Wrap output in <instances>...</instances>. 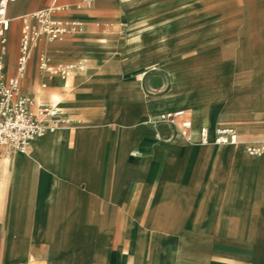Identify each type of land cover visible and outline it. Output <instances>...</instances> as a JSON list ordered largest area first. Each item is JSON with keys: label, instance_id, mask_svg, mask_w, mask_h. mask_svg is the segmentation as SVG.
Listing matches in <instances>:
<instances>
[{"label": "crops", "instance_id": "crops-1", "mask_svg": "<svg viewBox=\"0 0 264 264\" xmlns=\"http://www.w3.org/2000/svg\"><path fill=\"white\" fill-rule=\"evenodd\" d=\"M81 1L16 0L8 6L11 23L3 55L0 42L5 76L16 72L21 19L26 14L62 6L53 16L82 20L84 31L63 40L42 38L29 60L22 92L34 98V108L56 105L57 116L64 121L35 137L26 152L6 154L0 146V182L16 187L18 197L11 194L7 215L0 213V264L6 258L7 229L29 239L28 255L51 258L55 264H264V196L259 199L257 191L249 190L244 198L240 181L222 182L240 178L245 171L250 184H264V154L253 157L244 148V140L253 141L261 134L264 139V0H206V28H218L213 34L206 32V59L219 60L222 66L223 60L231 61L234 66L226 70L221 66L218 73L231 74L236 87L250 92L251 101L242 118L218 123L211 118L213 125L201 123L208 118L204 111L192 106L190 113L179 97L164 102L149 95L145 103H132L126 94L137 89L136 74L125 80L123 73L135 63L129 53L111 54L117 42L105 45L112 41L95 37L116 34L114 23L101 20L91 28L95 11L115 22L123 16V22L133 27L190 3L184 9L187 18L194 0H97L92 8ZM41 53L54 64L82 62L91 69L73 77L80 79L77 83L72 75L51 76L39 69ZM94 58L104 70L98 61H89ZM58 97L63 102L55 104ZM165 106L185 109L195 129L208 126L212 134L219 125L238 132L235 122L246 125L240 127L239 141L227 144L230 148L215 164L216 152L199 143L198 135L183 147L173 141L178 126L147 122L141 111L146 107L155 116ZM220 184L217 206L212 207ZM212 227L218 228L228 251L218 258L205 257L199 244L212 234ZM166 235L178 238L170 241ZM117 236L122 238L113 251ZM126 236H134L135 242ZM147 236L155 247L149 248ZM36 244L40 250L33 253Z\"/></svg>", "mask_w": 264, "mask_h": 264}, {"label": "rangeland", "instance_id": "rangeland-1", "mask_svg": "<svg viewBox=\"0 0 264 264\" xmlns=\"http://www.w3.org/2000/svg\"><path fill=\"white\" fill-rule=\"evenodd\" d=\"M194 2L195 5L193 7V10L188 13L187 18L184 16V9L190 8V3L188 5H184V8L180 6L175 9L174 6V10L168 13L166 16L154 19L153 23L156 26H159V24L164 21H168V23H170L171 32L169 34L165 52H161L159 50V42L155 37L157 36V32H149L146 30H143V36L146 40L144 46L146 47L142 48V50L139 52V55L134 52H128L127 50H125L124 46L122 45V39L124 40L126 45V36L128 35L129 30H137V28L134 27L137 26V23L134 24L133 27L132 25L128 26L123 22V20L126 19L123 16H119L116 19L117 22H115L106 13L102 11H95L91 15L93 18L91 28L94 29V25H96L97 21L101 20H110L114 23L112 30L115 31L116 34H95V37L104 39L106 41H112L110 43H103L105 45H115L117 42V50L114 53H111L112 55L117 54V52L118 54L119 52L121 54L122 52L129 53L130 62H134L135 64L131 67V70L127 68L124 71L123 78L125 80H132L135 77L133 72H135L136 74L139 68H145L147 67V65H151L156 60H164L163 63L165 67H161L158 70H151L146 76L148 85L147 91L149 92V95H151L152 97L155 96L157 97V99L163 100L164 102H168L174 97H179L184 101V104H187L189 106L188 108H186L190 113L192 110V106H198L204 111L206 117L216 120L217 123L226 121L234 122L233 120L242 118L243 114L248 112V105L251 103L250 92L242 91L240 86L236 87L235 78L231 74L229 75L225 72L221 74L218 73L221 71L219 69V67L222 66L221 61L206 59V51L209 49L208 47H206V32L209 34H213L218 30V28H206V0H194ZM134 15L136 14L134 13V11H132L130 14V19H134ZM136 18L140 17L136 16ZM66 20L69 19L67 18ZM119 42L121 43L120 45ZM119 48H122V51L119 50ZM134 56L137 57L133 58ZM93 60L98 61V59L95 58L89 61L91 62ZM222 62L223 70L234 66L231 61L223 60ZM239 62L240 61H237V63ZM98 63L99 67H102L104 70L105 66H100L99 61ZM237 63L235 64L236 67L238 66ZM213 71L217 72L214 73ZM151 81L155 82L152 86L149 85V82ZM57 84L61 85V82L58 80ZM126 96L131 100L132 103L138 104V102H140L135 98V96L129 94H126ZM171 109L173 108H166L162 111V113H165ZM141 111L143 113L142 108ZM195 112L197 111L195 110ZM162 113L152 117H147L146 121L148 122V120H150V122L154 124V120L158 118ZM234 125L237 126L240 132V136L242 137L240 127L245 126L246 124L235 122ZM255 125L256 127H260L263 124L256 123ZM262 136L263 134H261L259 138L257 137L253 139V141L261 140ZM247 141L250 140H244V143ZM206 148H212L215 150L214 145H206ZM215 159V164H218V158L215 157ZM242 173L243 176H241L240 178H225L222 182H225L226 180H230L234 183L240 181L241 183L239 185V189L242 190L244 198L245 196H249V190H252V193L254 192V190L257 191L258 198H263L264 184H250L245 176V171H243ZM222 188V184L216 187L214 192V203L212 204V207L217 206V201ZM101 228L103 229V226H101ZM218 232L219 230L217 227H212V234L202 237L203 239L199 244L205 257L206 255H208L212 258H218L228 252L227 247L220 242L221 236L217 234ZM165 237L170 241H175L178 238L177 236L172 235H166ZM120 238L122 237H115L113 251L117 250L118 240ZM68 239L70 240L71 238L68 237ZM125 239L128 240V242H131V244L135 242L134 236H126ZM145 239L150 249L151 246L152 248L155 247V242L154 240H151L150 236H147ZM4 241L5 242L3 243V247L6 254L4 264H15V260L17 258V244L15 242L14 244H10V242H8V239ZM80 243L82 242L78 241V244ZM40 246V244H36L33 249V253L39 251ZM22 247L23 248L20 253L25 256V252L29 249V239ZM25 259L28 261H34L30 256Z\"/></svg>", "mask_w": 264, "mask_h": 264}, {"label": "built area", "instance_id": "built-area-1", "mask_svg": "<svg viewBox=\"0 0 264 264\" xmlns=\"http://www.w3.org/2000/svg\"><path fill=\"white\" fill-rule=\"evenodd\" d=\"M16 0H0V42L2 55L5 53L8 42L7 32L11 19L7 14L8 6ZM97 0H82L81 5L92 8ZM62 6H52L29 13L22 17L19 54L17 57L16 72L11 76L3 74V60L0 57V146L4 153L26 152L31 141L47 130L55 127L64 119L57 115L56 105H39L34 108L35 100L21 90V83L26 75L29 60L33 49L42 38L49 41L63 40L69 35L84 31V22L79 19L65 20L54 17V12L64 9ZM109 26V25H108ZM39 69L51 76L66 78L77 68L84 69L82 62L54 64L51 59L41 53L38 58ZM150 121V120H149ZM155 124L166 123L177 125L179 132L186 139L191 140L192 120L185 109H176L162 113L154 120ZM161 138L160 135H158ZM239 132L230 125H219L213 134L207 126L199 131L198 141L202 144L219 143L235 144L239 141ZM248 155L259 157L264 154V139L247 141L244 143ZM35 264H48L38 260Z\"/></svg>", "mask_w": 264, "mask_h": 264}, {"label": "bare ground", "instance_id": "bare-ground-1", "mask_svg": "<svg viewBox=\"0 0 264 264\" xmlns=\"http://www.w3.org/2000/svg\"><path fill=\"white\" fill-rule=\"evenodd\" d=\"M142 18V17H141ZM137 30H129L128 35L126 36V42L127 44L124 45L125 50H127L128 52H134L136 54L139 55V52L142 50L145 44V38L143 36V30L152 32L155 31L157 32V36H155L159 42V50L161 52H165L166 51V46L168 43V39H169V34L171 32V26L170 23H168V21H164L162 23L159 24V26H156L153 22H147V23H143L139 26L136 27ZM149 47V46H148ZM170 47V46H169ZM159 51V52H160ZM125 53V52H124ZM158 53V52H157ZM126 54V53H125ZM150 54V53H148ZM137 55V56H138ZM142 55V54H141ZM137 56H134L133 58H136ZM164 60H156L154 61L151 65H147V67L145 68H139L137 70L136 73V80L135 83L138 86L136 90H130V92L128 93L129 95L135 96V98L141 102H146L150 96H149V92L147 91V88L144 85V79L146 78V74H148V72H150L151 70H158L161 67H165ZM147 62V61H146ZM152 62V61H151ZM147 64V63H146ZM242 64V63H241ZM85 65V64H84ZM241 66V65H240ZM244 66V64H243ZM89 65H85L84 69H80L77 68L76 70H74L71 73V80L75 83H77L80 79L76 78L77 80H73V77H80L82 74L87 73L90 71L91 68H89ZM149 67V68H148ZM77 75V76H76ZM66 85H69V81L65 82ZM172 92V91H171ZM54 93V92H53ZM52 94V93H51ZM50 94V95H51ZM41 97V96H40ZM186 100V99H185ZM183 101V100H182ZM62 103L63 99L61 98H57L54 103ZM165 105V104H164ZM166 109V106L164 107ZM221 108V107H220ZM158 109V108H157ZM143 113L146 114L147 117H152V113L150 112V110L146 107L142 108ZM221 110V109H220ZM156 111V110H155ZM149 121V120H148ZM205 123H207L208 125H213L215 122L211 119V118H207L205 121ZM177 126V125H176ZM202 127V126H201ZM200 127V128H201ZM208 127V126H207ZM177 128V127H176ZM194 125L192 122V128H191V140L186 139L184 136H182L180 134V132L177 130L174 134V139L173 141H177L179 144H181L183 147H188L190 146V144H192L193 140L196 139L197 135L199 137V131L200 128L197 129H193ZM209 128V127H208ZM210 129V128H209ZM215 129V128H214ZM213 129V130H214ZM163 130V129H162ZM211 130V129H210ZM212 130V131H213ZM196 141V140H195ZM198 141V138H197ZM199 142V141H198ZM200 143V142H199ZM202 144V143H201ZM204 145H214L215 146V152H216V158H219L218 156L221 155V153H223V151L225 150V148H230V145L227 144H219V143H208V144H204ZM238 146V145H236ZM263 155V154H262ZM259 185V184H258ZM253 186V185H252ZM16 187H10V185H8L7 181H3L0 182V213L1 215L6 216L7 212L9 211V199L11 194L14 195L16 198ZM255 191V190H254ZM254 193V192H253ZM2 221V220H0ZM7 223L11 222L10 220H6ZM16 226V225H15ZM19 227V226H18ZM20 228V227H19ZM8 239L10 242V244H14V242L17 244V258L15 260V264H35L36 261L38 260H44L46 261L48 264H55L53 259L51 258H40V257H34L32 255H28V251L30 249H28L25 252V256L22 255L20 253V251L22 250V246H24L26 244V242L28 241L27 237L25 238L24 235L21 234H12L8 229L5 231V234L3 236V243L5 242L4 240ZM24 256V257H23ZM28 256L32 257L34 261H28L25 258H27ZM12 261V260H11ZM14 261V260H13Z\"/></svg>", "mask_w": 264, "mask_h": 264}]
</instances>
